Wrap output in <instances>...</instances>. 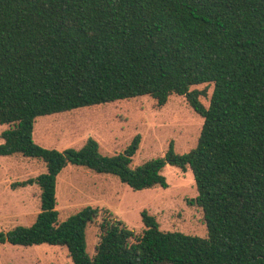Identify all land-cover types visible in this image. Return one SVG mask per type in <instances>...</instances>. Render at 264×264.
Segmentation results:
<instances>
[{
    "label": "trees",
    "instance_id": "obj_1",
    "mask_svg": "<svg viewBox=\"0 0 264 264\" xmlns=\"http://www.w3.org/2000/svg\"><path fill=\"white\" fill-rule=\"evenodd\" d=\"M199 85H204L201 89ZM208 104L202 97L208 88ZM184 96L203 118L197 142L132 165L135 134L103 154L44 147V115L148 96L162 107ZM0 156L41 160L40 210L30 225L0 230V243L64 246L73 264H264V0H0ZM116 176L134 190L167 187V164L190 169L204 236L160 229L141 211L135 231L106 208L86 205L61 219L56 177L68 164ZM103 212L94 253L85 229Z\"/></svg>",
    "mask_w": 264,
    "mask_h": 264
},
{
    "label": "rangeland",
    "instance_id": "obj_2",
    "mask_svg": "<svg viewBox=\"0 0 264 264\" xmlns=\"http://www.w3.org/2000/svg\"><path fill=\"white\" fill-rule=\"evenodd\" d=\"M204 85H199L203 88ZM202 97L208 104V96ZM203 118L186 102L184 96L171 95L164 106L157 107L148 96L107 102L99 106L80 107L38 117L32 137L38 144L63 150L80 148L88 137L99 143L103 154L117 153L140 135L132 165L162 156L168 141L173 140L177 152L194 147ZM9 125H0V133ZM2 139L0 137V143ZM45 164L21 154L0 156V230L16 225H30L40 210V189L36 184L13 187L12 184L45 171ZM167 187L154 186L134 190L116 176L98 173L89 168L68 163L56 177V208L59 217L73 214L86 205L106 208L112 217L128 228H144L141 211L153 215L160 229L178 230L204 236L206 226L202 208L189 203L197 195L190 169L185 171L169 165L163 167ZM104 215L85 229V252L92 256L98 240V224ZM0 264H73L66 247L41 243L17 245L0 243Z\"/></svg>",
    "mask_w": 264,
    "mask_h": 264
}]
</instances>
